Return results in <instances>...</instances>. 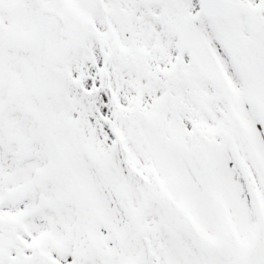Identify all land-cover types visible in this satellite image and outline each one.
<instances>
[{"label":"flooded vegetation","instance_id":"af4514ba","mask_svg":"<svg viewBox=\"0 0 264 264\" xmlns=\"http://www.w3.org/2000/svg\"><path fill=\"white\" fill-rule=\"evenodd\" d=\"M238 1L259 21L257 32L249 34L254 40L239 44L254 42L262 53L264 0ZM162 2L0 0V70L6 79L0 90V264H247L245 241L236 247L214 238L212 230V242L205 235L172 243L151 235L146 207L130 220V233L117 223L110 239L82 231L78 244L77 238L64 239L73 250L61 245L55 254L56 232L48 227L43 233L40 227L52 218L40 220L37 200L29 199L38 185L57 175L68 189L65 201L80 203L84 189L75 175L97 172L104 158H112L104 156V137L128 165V123L136 120L129 97L149 86L147 26L163 23L162 6L157 7ZM234 17L249 22L245 14ZM263 179L264 167L255 185L256 264H264ZM203 240L213 243L214 251L206 252Z\"/></svg>","mask_w":264,"mask_h":264},{"label":"rangeland","instance_id":"374dc122","mask_svg":"<svg viewBox=\"0 0 264 264\" xmlns=\"http://www.w3.org/2000/svg\"><path fill=\"white\" fill-rule=\"evenodd\" d=\"M158 6L163 9V23L158 25L153 21L147 26L149 86L144 94L138 91L129 97L136 113L134 123H128V131L132 133L131 148L127 152L129 165L126 167L124 160L111 150V144H105L104 137V156L112 157L109 163L104 158L97 172L75 175L84 189L79 199L87 200L92 210L89 216L76 211L72 198L65 201L68 189L57 175L46 179L30 194L31 204L37 200L39 219L52 218L40 227L43 233L48 227L56 232L55 254H59L61 245L73 250L74 246L67 241L64 244V239L77 238L78 244L81 227L86 232L92 230L111 238V224H105L108 220L112 225L119 224L121 231L130 233L129 222L135 210L140 209L142 190L148 201V229L151 235L161 234L168 243L186 237L182 222L193 225L208 239L213 227L215 231L218 227L221 231L225 228L234 238L239 232V219L252 216L247 209L246 213L242 211L246 197L240 192L239 171L225 165L226 152L232 145L227 143V132L220 135L217 148L209 140L211 131L228 130V125L232 124L227 107L210 102V90H221L222 105L231 100L230 103H237L240 109L244 107V112L240 109L239 112L247 122L255 118L254 111H245L247 108L242 106L248 102V97L241 95V92L251 95L264 87L263 71L260 67L250 70L254 65H246L242 56L247 45L241 47L239 40L242 35L246 38L249 35L245 31L240 33L235 21L201 15L193 20L191 16L197 14L195 0H163ZM182 35L192 42L188 50L180 47ZM249 78L256 88L249 84ZM214 100L220 99L217 96ZM55 102L62 103L57 99ZM129 109L133 114V107ZM159 121L164 124L161 128ZM188 126L193 130L189 131ZM220 136L215 137V141ZM213 147L217 158L212 162L210 150H206ZM133 165L139 169V175L133 172ZM126 199L130 208L127 212L121 210ZM44 201L48 207L43 205ZM91 221L96 224L92 225Z\"/></svg>","mask_w":264,"mask_h":264},{"label":"water","instance_id":"95a60500","mask_svg":"<svg viewBox=\"0 0 264 264\" xmlns=\"http://www.w3.org/2000/svg\"><path fill=\"white\" fill-rule=\"evenodd\" d=\"M201 8L206 14H216L220 13L226 16L231 13H227L233 10H245L241 5L235 4L233 2H227L223 0H200ZM2 84V78L0 76V86ZM264 120V117L262 118Z\"/></svg>","mask_w":264,"mask_h":264}]
</instances>
